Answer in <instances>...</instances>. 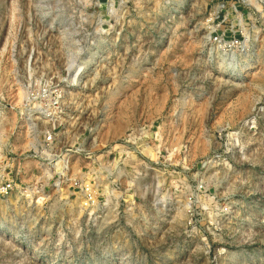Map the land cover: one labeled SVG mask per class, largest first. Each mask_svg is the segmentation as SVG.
Masks as SVG:
<instances>
[{
	"label": "rangeland",
	"instance_id": "obj_1",
	"mask_svg": "<svg viewBox=\"0 0 264 264\" xmlns=\"http://www.w3.org/2000/svg\"><path fill=\"white\" fill-rule=\"evenodd\" d=\"M222 1L0 0V264H264V2L226 51Z\"/></svg>",
	"mask_w": 264,
	"mask_h": 264
},
{
	"label": "built area",
	"instance_id": "obj_2",
	"mask_svg": "<svg viewBox=\"0 0 264 264\" xmlns=\"http://www.w3.org/2000/svg\"><path fill=\"white\" fill-rule=\"evenodd\" d=\"M110 1V0H108ZM223 0L222 5L220 7L219 12H224L222 15L218 14L216 19H221L218 22V27H221L223 22H226L230 18V11L235 13L237 24L231 23L230 26L226 27L225 29H218L221 32H216V34L212 37V41L217 44L221 49L226 51H243L245 46L244 38L246 35V30L244 29V25L242 21V12L244 11L245 7H249L251 3L245 0ZM264 2L263 0H260ZM251 2V1H250ZM215 23V19L213 21ZM224 26V25H223ZM45 91V90H44ZM60 91L56 89L54 91V101L51 104H39L37 107L35 106H28V114L29 119L34 121L38 119L40 116L46 118H57V110L62 106L61 99L62 95L57 93ZM53 105V106H52ZM56 148V137L54 129L46 130L43 132L42 139L39 140L36 144L35 149L33 150V155L39 157L42 160L43 166L45 167V175L48 178L50 176V169L49 166L52 161L58 155L55 154ZM62 170V169H61ZM68 171V164L65 165L63 171ZM114 174L116 176L120 175V170L115 168ZM69 179V178H68ZM73 182V187L84 191L87 200L85 202L95 203V195L92 189V185L89 181L80 179L78 177L70 178ZM19 190L25 196H28L29 189L24 187L23 185H19L14 177L8 178H0V196L5 197L11 194L15 190ZM89 203V204H90Z\"/></svg>",
	"mask_w": 264,
	"mask_h": 264
},
{
	"label": "bare ground",
	"instance_id": "obj_3",
	"mask_svg": "<svg viewBox=\"0 0 264 264\" xmlns=\"http://www.w3.org/2000/svg\"><path fill=\"white\" fill-rule=\"evenodd\" d=\"M243 69H245V68H243Z\"/></svg>",
	"mask_w": 264,
	"mask_h": 264
}]
</instances>
